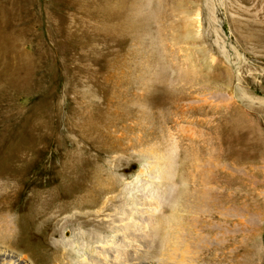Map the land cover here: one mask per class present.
Masks as SVG:
<instances>
[{"label":"rangeland","instance_id":"1","mask_svg":"<svg viewBox=\"0 0 264 264\" xmlns=\"http://www.w3.org/2000/svg\"><path fill=\"white\" fill-rule=\"evenodd\" d=\"M194 176L185 264H264V0H0V264H155Z\"/></svg>","mask_w":264,"mask_h":264},{"label":"bare ground","instance_id":"2","mask_svg":"<svg viewBox=\"0 0 264 264\" xmlns=\"http://www.w3.org/2000/svg\"><path fill=\"white\" fill-rule=\"evenodd\" d=\"M194 178H195L194 182H196V180H199L200 182L198 183H201V185L192 186L190 189L186 190L182 195L179 193L181 195L180 207L182 209H187L188 211H192L198 214V217L196 219H187L185 223H182L177 227L179 228V233L175 232L173 234L168 235L167 237L163 239L161 243V248L163 249V251H161L160 255L157 256L156 258L157 260L156 262L158 264H185V261L187 260L191 261L194 259L193 252L195 251L197 252L201 250L202 246H205L207 243H209V239L212 233L214 234L216 233L217 235H219V233L224 234V232L227 231V228L223 226V223L216 222L217 224L214 225L213 223L210 222V219L209 221L206 219V216L209 217L211 213L213 216V213L215 214L214 211H216L219 207L220 208L222 207V204H224L223 203L224 198L221 197L219 194H215V193L213 194L211 192L212 189L210 187L203 185L204 181H210V177L202 176L198 178L197 176H194ZM97 203L98 202L95 200H88V201L79 203V206L90 208V207H94L95 205L97 206ZM56 204H57L56 198L52 196L48 202L47 210L52 209L54 205ZM220 208L219 210H217L218 213H222L223 211V210L220 211ZM46 213H47L46 211H42L41 213V216L44 217V225H43V228L41 229V233L46 236L50 232L56 234L59 231V228L55 227V224L53 223V217L52 216L47 217ZM78 220H80L79 223L87 222L90 224L93 222V219L90 218V216L87 214L85 215L78 214L75 216V218L71 222L78 221ZM153 233L154 232H152V234L150 235L151 237ZM147 236L148 235L146 234H143L140 237H138V235H133L130 237V240L132 241L137 240L139 242H142L144 245H146V247L148 246L146 248V251H149L152 245H150L149 239ZM151 237H150V242H151ZM55 249H60L59 245H56V244H53L51 246L48 245L47 248L44 250V252H42L44 258L47 261L50 260L51 254L54 253ZM122 249L123 250L119 249V251L120 250L121 251H120V254H118L116 258L118 259L121 256V259L129 261L130 258H127L129 256L128 250L125 248H122ZM63 254L64 252L61 254V257H60L62 259H63ZM139 257L140 256H136V257H133V259L139 260L140 259ZM93 261L94 259L91 258L90 264H93ZM156 262L154 263L156 264ZM54 264H61V263L58 262ZM129 264H140V263L135 262V261H130Z\"/></svg>","mask_w":264,"mask_h":264}]
</instances>
